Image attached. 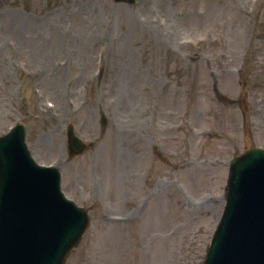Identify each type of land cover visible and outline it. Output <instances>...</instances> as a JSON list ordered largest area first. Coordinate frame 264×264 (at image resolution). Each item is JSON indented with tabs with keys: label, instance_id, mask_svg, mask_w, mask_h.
I'll use <instances>...</instances> for the list:
<instances>
[{
	"label": "rangeland",
	"instance_id": "obj_1",
	"mask_svg": "<svg viewBox=\"0 0 264 264\" xmlns=\"http://www.w3.org/2000/svg\"><path fill=\"white\" fill-rule=\"evenodd\" d=\"M17 121L87 212L63 264H201L231 158L264 149V0H0Z\"/></svg>",
	"mask_w": 264,
	"mask_h": 264
},
{
	"label": "water",
	"instance_id": "obj_2",
	"mask_svg": "<svg viewBox=\"0 0 264 264\" xmlns=\"http://www.w3.org/2000/svg\"><path fill=\"white\" fill-rule=\"evenodd\" d=\"M21 129L18 125L0 138V264H62L82 235L86 216L58 196L56 170L29 159ZM69 146L74 153L83 148L70 132ZM217 258L219 264L226 258L234 264H264L261 149L231 160L226 204L205 264Z\"/></svg>",
	"mask_w": 264,
	"mask_h": 264
}]
</instances>
